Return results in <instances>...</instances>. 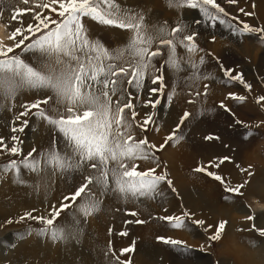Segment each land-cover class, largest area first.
<instances>
[{"label": "snow or ice", "instance_id": "6c2138e0", "mask_svg": "<svg viewBox=\"0 0 264 264\" xmlns=\"http://www.w3.org/2000/svg\"><path fill=\"white\" fill-rule=\"evenodd\" d=\"M165 2L168 8L180 13L184 9L197 10L198 18L186 23L181 15L174 24L160 20L149 24V10L143 4L121 5L118 0H0V13L8 12L14 22L8 26L7 42L0 40V109L13 113L12 120L5 125L8 133L0 135V155L8 157L0 165V175L11 176L13 183L25 184L22 171L35 174L38 179L29 186L37 191L47 187L40 182L41 174L80 175L79 181L56 203L49 204L42 212L33 207L15 218H5L0 222V229L32 221L39 226L35 229L37 237L52 244L63 243L78 238L82 233L81 224L103 211L107 197L125 204H139L141 200L163 196L164 185L171 193H177L159 154L185 139L182 126L194 114L183 109L177 113L174 126L163 130L159 113L168 111L177 95L179 79L175 74L184 70L183 65L191 69L185 77L190 82L186 85L190 89L185 98L188 105L196 104L201 96L206 98L207 83L202 85L203 92L191 91L197 82L216 78L200 70L209 56L219 65L223 83H239L245 93H251L253 85L245 81L241 71L226 67L211 52H204L198 44L199 33L192 25H199L203 20L210 26L226 27L233 36L254 35L264 43V23L257 26L240 19V15L252 17L255 13L240 7L238 0H224L227 5L236 6L238 15H231L218 0ZM85 20L122 30L123 41L115 48L106 46L89 32ZM215 40L216 36L211 35L209 42ZM178 49L183 50V55ZM259 80L264 86V75ZM25 91L35 93V98L18 102L17 96ZM165 96L167 103L162 101ZM229 98L237 102L246 100L245 95L233 91L225 97ZM253 100L264 112V91L254 95ZM218 107L232 114L225 103L221 102ZM30 118L42 123L50 138L39 150L31 147L25 153L19 134L29 126ZM234 122L243 123L235 118ZM260 125H264V120L251 127ZM243 126L249 128L247 124ZM162 131L164 134L158 141L150 139L149 134L155 136ZM219 139L211 134L203 136L204 141ZM225 162L233 161L228 155L215 157L198 163L192 171L218 182L224 199L235 204L238 198L245 197L253 172L249 170L251 166L237 165L247 178L239 182L226 180L224 175L212 170ZM239 204L241 211L247 209L243 220L248 224L243 230L264 238V225H257L252 204L247 199L239 200ZM162 212L160 215L149 212L148 218L164 222L172 230L196 226L205 233L206 241L199 245L200 251L209 243L221 240L228 223L221 219L206 225L204 219L197 218L195 212L183 205L179 214H167V208H162ZM126 215L138 217L139 213L126 211ZM65 216L64 223H60L58 218ZM131 223L145 221L140 218L124 221V224ZM108 232L111 234L112 229ZM32 235L29 225L26 231L16 234L17 241ZM156 240L181 253L192 250L180 239L158 235ZM133 251L130 245L117 254L108 241L103 257L106 264H131L125 254Z\"/></svg>", "mask_w": 264, "mask_h": 264}, {"label": "rangeland", "instance_id": "374dc122", "mask_svg": "<svg viewBox=\"0 0 264 264\" xmlns=\"http://www.w3.org/2000/svg\"><path fill=\"white\" fill-rule=\"evenodd\" d=\"M133 1L143 4L149 12L151 11V18L148 20L149 24L156 20L169 21L174 24L181 15L186 23L198 18L197 10L184 9L180 13L175 9L168 8L165 0ZM118 2L121 5L132 6L129 5V2L134 5L132 0H118ZM147 2L150 3L151 9L145 5V3L148 4ZM218 2L231 15H238L235 5H227L224 0H218ZM238 4L240 7L255 13L252 17L240 15V19L259 26L260 16L256 12V0H238ZM253 4L255 5L254 8L252 7ZM86 22L95 27L94 33L97 30L98 33L104 35L111 42L112 48L118 46L116 43H121V41H117V35L125 36L122 30L103 26L90 20H85ZM2 24V33L7 36L8 26L13 25L14 22L8 16L4 18ZM192 27L199 33L198 44L204 49V52H211L226 67H233L235 70L241 71L245 81L253 85L251 93H245L239 83H223L219 65L209 56L200 70L216 78L197 82L191 88V91L193 93L195 91L203 92L202 85L207 83L209 87L206 98L201 96L196 104L188 105L185 103V98L190 89L186 85L190 82L185 77L191 69L188 65H183L184 70L175 74L176 78L179 79L177 95L174 97L168 111L161 110L159 122L163 130H168L170 126H174L177 113L183 109L189 110L194 116L182 126L185 139L176 144L175 147H168L165 151H162L159 157L167 165L168 172L169 167L173 166L168 162L170 160L183 170L177 174H188L185 179H182L184 182L182 187L185 186L190 199L182 198L181 190L177 188L170 172L169 177L173 180V186L177 189V193H171L167 186L164 185L161 189L164 193L163 196H158L155 200H141L139 204L134 202L121 203L114 197L105 198L103 211L88 217L86 223L81 224L82 233L79 236L82 239L53 244L58 250L56 261H60L61 264L65 262L66 264H82L83 258L88 261V264H106L103 250L106 248L108 241L112 243L111 239L115 237L118 243L115 244L116 242H114L112 246L117 254H119L121 248L133 246L134 251L125 254V257H130L131 264H140L138 262L139 258L145 264H235L237 255L235 253L236 246L233 245H235L236 241L246 242L251 247V250L256 253V256L262 257L263 255L264 257V238L259 237L254 232L243 230L248 224V222L243 220L244 211H247V209L241 211L242 205L239 204V200L247 199L256 212L257 225L264 221V207H261L264 206V125L251 127L252 125L260 124V121L264 120V112L260 111L253 100L254 95L264 91V86H261L259 80V77L264 75V43L260 42L258 37L254 35L233 36L226 27L219 25L210 26L209 23L203 22V20L201 24H193ZM211 35L216 36L215 42H209ZM4 42H7V38ZM178 53L183 55V50L178 49ZM229 91L245 95L246 100L237 102L230 98L225 99ZM162 101L167 103L166 96L162 97ZM221 102L231 109L232 114L226 113L218 107ZM234 118L241 120L243 123L240 125L235 124ZM31 120L32 118H30ZM244 124L249 125V128H245ZM249 132L252 133L250 136L248 135ZM163 134L164 131L159 135L149 134V136L150 139L155 138L158 141ZM208 134L219 136L220 139L204 141L203 136ZM34 135L35 130H28L26 135L24 133L20 134L22 140L23 138L26 139V137L33 138ZM23 141L25 142V140ZM26 146L34 147L33 140ZM196 147L200 149L199 153ZM224 155L230 156L233 161L232 163L225 162L230 168L229 174L225 176L226 180L239 182L247 178L240 172L237 165L243 168L251 166L249 170L253 172L245 197L238 198L235 204L224 199L225 194L218 182L209 179L202 173L198 174L192 171L198 163L207 162L209 159ZM171 156L173 157L172 159ZM165 157L166 160L164 159ZM7 159L8 157L0 159V165H3ZM225 163L221 166H227ZM212 170L218 171V169ZM35 177H37L35 174L22 171L21 179L26 181V183L17 184L13 183L11 176L0 175V191L5 192L7 187H15L17 189L16 192L26 191L30 188L33 190L34 188L29 185L32 180L37 181V179H34ZM79 179V173L62 177V180L60 178L61 181L56 184L57 189L62 190L59 196L62 197L68 188L79 181ZM40 180H43L42 175ZM65 185L68 187H65ZM6 193L0 192V222L5 218H15L17 214L23 213L22 211L15 212L11 210L14 205L5 201ZM177 194L179 199H177ZM184 203L189 204L190 207L195 205L196 217L204 219L206 225L218 223L221 219L227 220L226 230L223 232L221 240L209 243L204 251H200L199 245L204 244L206 241V235L200 228L190 226L187 230H172L164 222L153 221L148 218L149 212L152 215L164 214L162 208L168 209L167 214H179L181 205L186 208ZM49 204L54 203H45L42 206L45 208ZM44 208L36 209L38 212H42ZM133 210L138 211V217L126 215V211ZM136 218L143 219L145 223L124 224L125 220H134ZM58 219L60 223H64L62 218ZM29 225H31L33 235L26 236L23 241H17L16 234L26 231ZM37 227L39 226L35 222L28 221L19 224L14 223L8 225L5 229H0V264H33V261L36 264H53L54 260L52 259L51 251L48 246L44 245L46 243L44 238L35 235ZM109 228L112 229L111 234L108 232ZM139 228L147 230V238L138 239ZM238 228L241 230L237 231ZM124 231L128 233L127 236L118 235L119 232ZM211 231L212 229H209V232ZM158 235L180 239L190 245L192 250L181 253L171 246L157 242L156 236ZM121 238H123V241L126 238L127 242L122 243ZM14 243L16 244L15 248L12 247ZM38 245H41V247L39 248ZM35 251L38 255L33 254ZM20 255H24V257L19 258Z\"/></svg>", "mask_w": 264, "mask_h": 264}, {"label": "bare ground", "instance_id": "6f19581e", "mask_svg": "<svg viewBox=\"0 0 264 264\" xmlns=\"http://www.w3.org/2000/svg\"><path fill=\"white\" fill-rule=\"evenodd\" d=\"M132 2H134V1L132 0ZM256 2H257L256 12L259 14L260 24H262V23H264V0H256ZM136 3H138V2H134V4H136ZM149 4L150 3H148V4L145 3V5L150 7V9H151V6H149ZM129 5H133V3L129 2ZM19 6L24 7L25 5L21 4ZM151 14L152 13L150 11L149 16H148V20L151 18ZM8 16H9L8 12L0 13V40H3V41L7 38V36H6V34L2 33V30H3V24L2 23L4 21V18L8 17ZM25 22H27V18H26ZM85 24H86V27L88 28L89 32L93 34L94 38H99L105 43L106 46L112 47L110 44L111 42H109L108 39L106 37H104V35L98 33L97 30L94 33V30H95L94 26H92L88 22H86ZM116 39H117V41L122 42L124 37L117 35ZM116 45H119V44L116 43ZM35 96H36L35 93H30V92L25 91V92H22L21 94H19L17 96V101L18 102H27V101H30L31 99L35 98ZM194 110H196V109H194ZM12 116H13V113L8 112L5 109H0V135L8 133V128L5 127V125H6V123H9V121L12 120ZM28 130H35V135L33 138H27V137H26V139L23 138V140H25V142L23 141L22 148H23L25 153H27V151L30 150V148H31V147L26 146L30 143L31 140H33V145L38 150L42 146L46 145V143L49 142V138H50L49 132L47 131V129L45 128V126L42 123L35 121L34 118H32V120L29 123V126L25 129V131L23 133L26 135ZM28 141H29V143H28ZM213 148H214V146H213ZM196 150L198 153L200 152V149L198 147H196ZM172 156H171V159L173 158ZM3 157H6V156L0 155V159H2ZM164 159L166 160V157ZM168 159H170V158H168ZM168 162L173 165L172 167H169V172H170V174H172V177L174 178V181H175L177 188H180V190H181L180 194H181V196H183L182 198L183 199H185V198L190 199L185 186L182 187V183H184L182 179H185V177H187L188 174H186V175L177 174L178 172H181L183 170L180 169L178 167V165H174V163L172 161L168 160ZM229 170H230V168L227 165V166H220L218 171L217 170L216 171L219 174L226 176L229 174V172H230ZM41 175L43 177V180L42 181L40 180L41 184L46 183L47 187L46 188L41 187L39 191L34 190V189L32 190L30 188L26 191L16 192L17 189L15 187L10 188L7 186H6L7 190L5 192L0 191L1 193L7 192L6 197H5V201L14 205L11 207L12 211H15V212L22 211L23 212L25 210H30L31 208H33L32 206H34L35 208H39V209L44 208V206H42L43 204H45V203H56L61 198V196H59V195L62 192V190L61 189L58 190L56 187V184H58L62 180V177H60L59 175H57L55 177L45 176L44 174H41ZM60 178H61V180H60ZM26 179H28V178H26ZM34 179H38V178L35 177ZM34 183H35V181L32 180L30 185H33ZM65 187H68V186L65 185ZM64 191H65V189H64ZM184 205L186 206L187 209H190L191 211L195 212V210H196L195 205L192 204L193 206H191V207L189 206V204H186V203H184ZM17 207H19V208H17ZM261 207H264V206H261ZM62 219L63 220L66 219V216L63 217ZM260 225H264V221H261ZM146 232H147V230L145 228H142V229L139 228L138 229L139 234L137 235L138 239L142 240L144 238H147ZM78 239L80 240V239H82V237L78 236V238L76 240H78ZM116 239H117L116 237L112 238L111 239L112 243L116 242ZM132 239H133V236H132ZM72 240H75V239H70V241H72ZM81 241H83V240H81ZM128 241H130V240H128ZM121 242L126 243L127 242L126 238L124 239V241H123V238H121ZM130 242H132V241H130ZM117 243H118V241L115 244H117ZM44 245L48 246L49 250L51 251V256H52V259L54 260L53 264H61L60 261H56V258L58 257V252H57L58 250H56V248H55L56 246L54 247L51 242H48V243L46 242ZM233 246H236L235 253L237 255V260H236L237 264H264L263 255H262V257L256 256V253H254L251 250V247L246 242L241 243L239 241H236L235 245H233ZM38 247L40 248L41 245H38ZM24 252H25V250H24ZM33 254L38 255V253L36 251L33 252ZM245 254H247V255H245ZM20 257H24V255H20L19 258ZM83 259L84 260H82V264H88V261L85 258H83ZM138 262L140 264H145V262L142 261L141 258H139ZM33 264H36V263L33 261ZM64 264H66V262Z\"/></svg>", "mask_w": 264, "mask_h": 264}]
</instances>
